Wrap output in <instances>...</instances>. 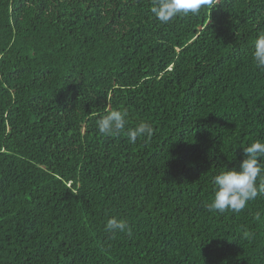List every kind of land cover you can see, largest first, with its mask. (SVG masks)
Instances as JSON below:
<instances>
[{
    "label": "trees",
    "instance_id": "16d2710c",
    "mask_svg": "<svg viewBox=\"0 0 264 264\" xmlns=\"http://www.w3.org/2000/svg\"><path fill=\"white\" fill-rule=\"evenodd\" d=\"M152 3L0 0V264H264V194L206 206L264 142V0L168 24ZM113 109L153 135L100 134Z\"/></svg>",
    "mask_w": 264,
    "mask_h": 264
},
{
    "label": "clouds",
    "instance_id": "9594fccd",
    "mask_svg": "<svg viewBox=\"0 0 264 264\" xmlns=\"http://www.w3.org/2000/svg\"><path fill=\"white\" fill-rule=\"evenodd\" d=\"M213 0H153L150 11L162 24H168L180 16L198 14L202 8L211 7ZM253 65L264 70V33L257 36L251 55ZM127 109L107 111L97 121L100 134L119 136L127 131L128 142L135 144L138 138H150L154 129L148 122H140L134 128H126L128 124ZM244 159L238 167L229 169L226 165L213 175L214 196L206 206L209 211L239 213L250 201L264 194V142L255 141L243 148ZM258 180L261 183H258ZM106 230L111 233L131 234V226L124 219L110 218Z\"/></svg>",
    "mask_w": 264,
    "mask_h": 264
}]
</instances>
